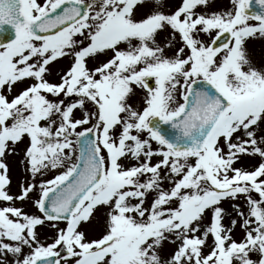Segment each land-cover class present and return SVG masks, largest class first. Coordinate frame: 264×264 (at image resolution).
Masks as SVG:
<instances>
[{
  "label": "snow or ice",
  "instance_id": "1",
  "mask_svg": "<svg viewBox=\"0 0 264 264\" xmlns=\"http://www.w3.org/2000/svg\"><path fill=\"white\" fill-rule=\"evenodd\" d=\"M0 264H264V0H0Z\"/></svg>",
  "mask_w": 264,
  "mask_h": 264
},
{
  "label": "rangeland",
  "instance_id": "2",
  "mask_svg": "<svg viewBox=\"0 0 264 264\" xmlns=\"http://www.w3.org/2000/svg\"><path fill=\"white\" fill-rule=\"evenodd\" d=\"M217 2V6H223L225 4H227V0H216ZM10 163L12 164L13 166V172H12V175H13V181L15 183V181L19 178L20 176V170H19V167L17 166L16 164V161L15 159L13 158H10Z\"/></svg>",
  "mask_w": 264,
  "mask_h": 264
}]
</instances>
